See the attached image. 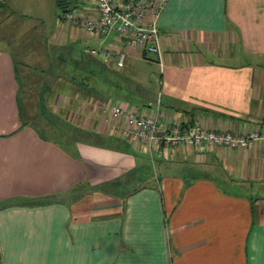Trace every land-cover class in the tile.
I'll use <instances>...</instances> for the list:
<instances>
[{
    "label": "crops",
    "instance_id": "0c3cea01",
    "mask_svg": "<svg viewBox=\"0 0 264 264\" xmlns=\"http://www.w3.org/2000/svg\"><path fill=\"white\" fill-rule=\"evenodd\" d=\"M65 1L96 17L91 0ZM58 2L0 0V264H264V0H168L161 68L62 20ZM104 47L108 57L88 52ZM151 63L157 73L135 75ZM52 67L63 76L43 100L59 112L24 121L18 71L34 82ZM113 101L260 138L152 159L110 119Z\"/></svg>",
    "mask_w": 264,
    "mask_h": 264
},
{
    "label": "built area",
    "instance_id": "2783aa9c",
    "mask_svg": "<svg viewBox=\"0 0 264 264\" xmlns=\"http://www.w3.org/2000/svg\"><path fill=\"white\" fill-rule=\"evenodd\" d=\"M94 2L96 17L91 18L78 13L74 8L62 10L60 18L83 28L105 43L107 38L136 46L140 53L152 54L161 67L164 65V51L158 20L168 0H91ZM92 55L108 57L107 48H91ZM126 53L118 52L116 65L122 66ZM111 120L120 122L121 134L133 142L150 158L163 157L167 147L184 144L197 149L216 145L226 150L249 147L260 138L258 128L244 133L230 130L206 128L194 118L191 123L171 122L160 119L155 114L139 111L138 107L126 102L113 101L110 105ZM107 119V118H106Z\"/></svg>",
    "mask_w": 264,
    "mask_h": 264
},
{
    "label": "rangeland",
    "instance_id": "374dc122",
    "mask_svg": "<svg viewBox=\"0 0 264 264\" xmlns=\"http://www.w3.org/2000/svg\"><path fill=\"white\" fill-rule=\"evenodd\" d=\"M219 49H221V52H223L222 55H227L226 59H228V55L233 51V48L229 47V45H226L223 40L219 42ZM222 60V58H221ZM42 63L40 64L42 67H46V63H44V60H41ZM93 60H90V65L93 68ZM138 72L135 75H138L140 78H147L149 74L155 72H158V67L156 64L151 63L150 65H139ZM96 74V70H94ZM38 73V75H37ZM35 73L36 78L34 79V82L36 83V86H34V82L29 76V71L27 73L26 70L21 72V70L18 71L19 80H20V102H21V115L24 121L27 122H33L34 124L38 126H45L42 124V121L39 122L40 119H44L46 116H51L52 114H57L59 112L53 110V108L59 106L60 104L58 102L51 103L48 100H43L44 96L46 94L48 95V98L51 99L54 95L55 89L51 87V82L56 81L58 79V76H63V72L61 69H57L56 67H52L51 70L47 71L44 70L42 72L43 74H39V72ZM115 73H110L108 77H114ZM96 77H99L96 75ZM53 86V85H52ZM34 92L32 93V91ZM46 92V94H45ZM39 95V96H37ZM39 98H37V97ZM31 97L34 98V102L31 101ZM42 98V100H41ZM38 99V100H37ZM36 100V101H35ZM60 112L61 111L60 109ZM40 118V119H39ZM107 118V117H106ZM196 118V117H194ZM193 118V119H194ZM49 119V118H48ZM197 119V118H196ZM60 124H62V119L58 120L56 119ZM49 135H53L52 132H47ZM66 136V138H65ZM64 136L63 143L68 149L75 150L73 143H71L70 137L67 135ZM74 193H68L66 195V198L69 196H72Z\"/></svg>",
    "mask_w": 264,
    "mask_h": 264
},
{
    "label": "trees",
    "instance_id": "16d2710c",
    "mask_svg": "<svg viewBox=\"0 0 264 264\" xmlns=\"http://www.w3.org/2000/svg\"><path fill=\"white\" fill-rule=\"evenodd\" d=\"M58 3H59V6L62 7V10H64V9H65L64 6H65V4H66V1H65V0H59ZM93 61H94V60H93ZM94 64H97L96 61H94L93 65H94ZM91 70H92L93 73H94V69L92 68ZM132 84H133V83H132ZM132 90H137V91H140V93H141V88L138 87V86L134 87V89H132Z\"/></svg>",
    "mask_w": 264,
    "mask_h": 264
}]
</instances>
